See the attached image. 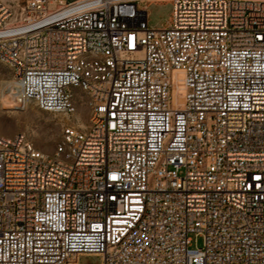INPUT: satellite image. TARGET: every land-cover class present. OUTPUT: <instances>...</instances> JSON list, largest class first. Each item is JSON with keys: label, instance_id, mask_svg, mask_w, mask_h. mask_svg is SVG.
Masks as SVG:
<instances>
[{"label": "built area", "instance_id": "built-area-1", "mask_svg": "<svg viewBox=\"0 0 264 264\" xmlns=\"http://www.w3.org/2000/svg\"><path fill=\"white\" fill-rule=\"evenodd\" d=\"M157 1H0L5 90L63 116L0 135V264H264V0Z\"/></svg>", "mask_w": 264, "mask_h": 264}, {"label": "rangeland", "instance_id": "rangeland-1", "mask_svg": "<svg viewBox=\"0 0 264 264\" xmlns=\"http://www.w3.org/2000/svg\"><path fill=\"white\" fill-rule=\"evenodd\" d=\"M0 1L10 6L16 14L22 12L25 4V0ZM148 11L149 24L162 27L171 17L172 4L165 0L157 1L148 6ZM10 77L11 70L0 62V94L2 83L8 81ZM62 124V115L42 111L33 103L28 104L22 110L15 108L10 112L2 108L0 100V135L12 136L17 133H26L34 144L46 153L53 152L61 134ZM79 264H102V257L96 254H83L79 257Z\"/></svg>", "mask_w": 264, "mask_h": 264}, {"label": "bare ground", "instance_id": "bare-ground-1", "mask_svg": "<svg viewBox=\"0 0 264 264\" xmlns=\"http://www.w3.org/2000/svg\"><path fill=\"white\" fill-rule=\"evenodd\" d=\"M7 84L8 81L2 83L3 87L1 89V94H0L2 108L10 110V112L13 111L15 108H20L21 110L24 109L25 107L21 108L19 106L16 97L12 93L6 92L5 88L7 87Z\"/></svg>", "mask_w": 264, "mask_h": 264}]
</instances>
